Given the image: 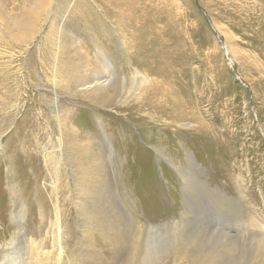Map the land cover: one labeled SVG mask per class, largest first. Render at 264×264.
I'll return each mask as SVG.
<instances>
[{
    "label": "rangeland",
    "instance_id": "rangeland-1",
    "mask_svg": "<svg viewBox=\"0 0 264 264\" xmlns=\"http://www.w3.org/2000/svg\"><path fill=\"white\" fill-rule=\"evenodd\" d=\"M255 1L0 0V255L20 230L12 245L31 240L53 264L56 206L64 248L84 264H122L137 227L151 258L166 253L157 264H177L162 247L176 237L173 218L192 251L264 264ZM105 76L104 91L85 89ZM157 98L176 106L150 107ZM97 169L103 184L84 194ZM103 192L125 225L105 227ZM147 223L157 230L146 233Z\"/></svg>",
    "mask_w": 264,
    "mask_h": 264
},
{
    "label": "bare ground",
    "instance_id": "bare-ground-1",
    "mask_svg": "<svg viewBox=\"0 0 264 264\" xmlns=\"http://www.w3.org/2000/svg\"><path fill=\"white\" fill-rule=\"evenodd\" d=\"M260 1L263 4L262 8H264V0H260ZM263 15H264V9H263ZM261 37L264 40V35H261ZM236 53H238V52H236ZM141 81H143V78ZM144 81H145V79H144ZM109 82H110V79L108 76L107 77L105 76V79H103V78L101 79L100 77H96L94 80H92L91 82H89L88 84L85 85V89L91 90L89 92H94V91L102 90V89L104 91L105 87L107 86V84H109ZM141 87H142L141 85H138V88H141ZM153 88L150 89V91L148 93H151ZM83 91H85V90H83ZM146 96L147 95H145L144 97H146ZM168 101H169L168 98H166V99L163 98L161 100H159L157 98V100H154L153 102H151L150 107H152V108L155 107V109H157V106H159V107L162 106L165 108L166 107L170 108V106L171 107L176 106V104L174 102H172V100L170 103H168ZM173 101H174V99H173ZM159 118L160 117H158V119ZM168 118L166 119L167 121H168ZM108 139H109L108 142L111 141L110 138H108ZM57 145H58L59 150H60V152H59V155H60V154H62V148H63L62 137L58 138V144ZM110 148H112V149L114 148L112 144H111ZM47 153H50V152H47ZM59 155H58V157H59ZM165 155H162V156L164 158H166ZM59 159H61V158L59 157ZM59 162L61 163V161H59ZM97 170L99 172V175L94 180L87 179L86 182L83 183V188L79 187V190L82 188V192H84V194L86 192L89 193V189L93 190L95 188L94 186L97 185V183H99L100 181H101V184H103V181L100 178V174H102L101 170H99V169H97ZM82 176L83 177L85 176L88 178L87 173H83ZM109 194L111 195L113 193L109 192ZM102 200L104 202V205L107 207V216H108L107 223H108V225H106L105 227L110 226V225H114V224H117L114 226H118L121 224L125 225L126 220H125L124 214L121 213L119 208L117 210L116 207L113 206L114 198L111 199L110 197L107 196L106 192H103ZM115 204H116V202H115ZM75 206L78 208V206H80V203H79V205H78V203H75ZM15 219H19V217L15 216ZM173 219H174L173 221H171L172 219L170 220L171 222L169 223V228L170 227L171 228L169 229V231H171L172 234L177 233L176 237L174 240H170L168 243L164 244V242H163L164 245L162 247H163V249H166V251L167 250L170 251L169 254L170 255L172 254L171 257H172V260L175 261L174 263H177V264H220L221 263L220 259H218L217 257L211 256L209 254L208 250L203 251L202 247H199V249L195 250V252L192 251L190 249V247H191L190 244L193 243V239L189 238V236L186 235L187 230H185L184 227L179 226V221H177L176 218H173ZM61 221H62L61 215L59 213L58 208H56V206H55V218H54L52 224L55 227V234H54L55 237H54L53 249H55V252H56V260L53 264H84V258L83 257H81L79 255H72L74 253V251L68 253L66 251V248H64L67 240L64 241L63 237H62L63 233L61 232L62 231ZM129 223H130V221H129ZM157 226H158V224H157ZM144 228H145L146 233L150 229L157 230L156 227H154V225L152 223H147L146 225H144ZM182 230H185V232L184 231L181 232ZM128 231H130V230H128ZM136 231L138 232V235L135 239H132L131 249H130L129 253L127 252L125 257L123 258L122 264H157L158 262L156 261V258H158L159 256H163L166 253L162 249L160 251L156 250L155 258L154 259L151 258V255L149 253L151 248L147 245V241L145 239H144L145 241H142L143 229H141L140 227H137ZM178 232L179 233L181 232V234H178ZM196 234H197V232H196ZM144 237H145V234H144ZM18 238H19V240H20V238L22 239V234H21L20 230H17L16 233H14L11 236V239L9 240L10 245L7 246V251L3 252L0 255V264H47L45 255L48 253V251H41V250L38 251L37 244L32 243L31 240L28 241V244H26L22 247V250H19L18 247H15L14 245H12ZM257 242H258V245H261L264 243L262 240L257 241ZM192 245H194V244H192ZM168 246H170V247H168ZM184 246L185 247L188 246V248L184 249L185 248ZM9 247H10V250H9ZM189 250L191 253L195 254L196 256L203 255L204 257H208V258H206L205 260L202 259V260L197 261L196 259L188 256ZM206 251H208V253ZM204 252H206V253H204ZM214 252L217 253V251H214ZM261 255H263V257H264V251H263V254L261 253ZM99 259H104L107 261V259H105L104 256L101 254L97 255V260H99ZM163 261H165L164 256H163ZM259 261L262 262V261H264V259L261 258ZM224 263L235 264L237 262H235L234 259H228V260L226 259V262H224Z\"/></svg>",
    "mask_w": 264,
    "mask_h": 264
}]
</instances>
